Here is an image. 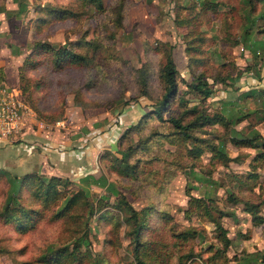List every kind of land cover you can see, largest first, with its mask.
<instances>
[{"label": "rangeland", "instance_id": "obj_1", "mask_svg": "<svg viewBox=\"0 0 264 264\" xmlns=\"http://www.w3.org/2000/svg\"><path fill=\"white\" fill-rule=\"evenodd\" d=\"M17 1L23 9L14 0H0V20L8 23L1 33L2 41L11 37L21 46L9 41L1 48H12L22 60L35 42L51 48L29 55L25 76L10 85L32 110V127L42 124L73 139L106 132L112 119L122 127L99 152L98 171L61 182L57 200L43 207L31 190L22 193L19 202L43 214L22 232L0 218V264H77L69 254L58 263L39 260L53 249L71 250L75 242L84 255L80 264H264V225H253L244 210L245 202L256 205L264 218V148L231 141L264 137V0H102V11L76 0ZM47 7L78 14L40 24L37 10ZM194 35L203 39L187 55L195 71L208 76L213 94L200 100L180 81L185 103L175 98L164 117L181 115L190 122L204 112L220 114L227 123L199 126L184 136L158 121L152 109L170 48L180 77L191 80L183 48ZM60 46L90 61L57 68L51 52ZM213 147L224 155L215 156ZM122 152L133 173L122 171ZM1 179L0 209L10 191V179ZM78 191L74 206L57 215ZM121 196L145 213L140 262L119 209ZM213 219L227 229L226 248Z\"/></svg>", "mask_w": 264, "mask_h": 264}, {"label": "trees", "instance_id": "obj_2", "mask_svg": "<svg viewBox=\"0 0 264 264\" xmlns=\"http://www.w3.org/2000/svg\"><path fill=\"white\" fill-rule=\"evenodd\" d=\"M19 8L21 7L23 9V1H17ZM83 6L85 5H94L97 10L100 9V11L104 10V6L102 5V0H76ZM20 11V10H19ZM37 13L39 15L37 18L40 20V24H45L48 20L51 18L57 21L66 20V19H74L77 17L78 12L73 11L68 8H56V7H47L44 9H38ZM41 13H44L47 15L43 19H41L43 16ZM198 38L203 39V37H199L197 35H194L190 41H188L186 46V54L189 53L190 50L195 51L197 50L196 47L198 43L196 40ZM91 41H87V45H90ZM51 48L49 45L43 42H35L29 55L31 57L45 54L46 52H49ZM53 55V64L57 68H61L65 63H82L83 61H87L86 55L77 53L70 49L69 47L60 46L57 49H55L53 52H51ZM29 55L26 56L21 66L18 69V76L24 77L25 76V69L29 68L30 63L29 61ZM190 60V75L191 80L185 81L180 77V73L175 65V62L172 57L171 48L165 55L164 63L161 66V78L163 81V88L160 94V97L154 101V106L152 109V115L156 117L158 121L161 122H168L172 125L173 128H175L179 133L183 134L184 136H189L191 133V130H194L195 128L199 126H205V125H215V124H225L227 123L226 119L220 115V114H207V113H199L196 116L193 117V119L190 122H185L183 117L180 116H170L165 118L164 113L168 111L169 106L173 102L175 98L178 97L179 102L181 104L185 103L183 96L179 95V82L183 83L186 87V91L193 93V95L196 96V98L200 100H205L212 96L213 89L212 84L208 81V76H206L202 71L196 72L195 68L197 67L196 64H193L191 62L192 57L190 55H187ZM90 61V58L88 57V62ZM237 78H240L237 76ZM3 79L2 73H0V81ZM221 82L226 83L225 79H219ZM234 82L237 81L236 78H234ZM214 81H218V79H213ZM195 108H193L194 110ZM56 121V120H55ZM236 147H251V148H264V137H262L259 133L255 134L253 137H245L240 136L235 139L231 140ZM213 152L215 156L222 157L224 153L220 151V149H216ZM121 165L123 167L122 171H124L126 174L133 173L134 168L129 166L126 161L127 153L122 152L121 153ZM261 158L264 157V155L260 156ZM260 160V158H259ZM120 162V161H119ZM133 168V169H132ZM8 173L5 170H0V182L2 181V177H7ZM10 183V191L7 194L6 198L4 199V203L0 209V218L1 220L8 222L12 221L15 224V229L19 232L22 231H28L30 228H32L35 223L41 219V215L43 214L42 209H35L32 207H27L22 205L19 202V198H21L22 193L24 191L29 192L31 190V194L36 197L38 200H42L44 202L43 207L46 206L47 203L52 202V200H57L58 197V189L57 187L60 185V183H67V178H65V182L63 178L61 177H44L38 174H26L22 176L21 178L17 177H11L9 178ZM78 195H73L68 199V203L62 210H58L57 215H64L69 208H72L74 204L76 203L77 197H79V191L76 193ZM118 204H120L119 209L124 211L125 217L123 218L124 222L130 226V234L131 239L133 243V256L137 260V262L142 261V257L139 254L140 247L142 246L141 236L143 233L144 223L142 221L141 213L145 214L143 210L138 211L135 208L132 207V205L123 197L118 201ZM17 208V209H16ZM257 206L253 204L244 203V210L251 214L253 225H259L264 222V218L261 215H257ZM16 210L20 212V215H16ZM66 211V212H65ZM221 216V215H220ZM212 222L215 224V228L218 231V238L219 241L223 244L224 248L228 247L230 245V239L227 237V229L223 226L222 222H220L219 219L215 221L214 219ZM72 256L74 260L77 262V264H80L82 262V259L84 258L83 254L80 252V243H74L71 250H69V247H61L59 249H53L49 253H44L39 257V260L42 261H52L54 263L59 262V256L61 255H68ZM80 259V260H79ZM79 260V262H78Z\"/></svg>", "mask_w": 264, "mask_h": 264}, {"label": "crops", "instance_id": "obj_3", "mask_svg": "<svg viewBox=\"0 0 264 264\" xmlns=\"http://www.w3.org/2000/svg\"><path fill=\"white\" fill-rule=\"evenodd\" d=\"M7 22L0 20V73L5 83L15 85L18 78V69L22 58L12 52V48H1L12 40L11 37L2 41V26ZM13 46H21L16 40L11 41ZM172 57L176 63L174 50ZM185 64L190 74V60L183 48ZM24 59V58H23ZM112 119L106 132L90 131L83 137L73 139L67 132L58 130L45 131L43 128L29 129L17 142L0 140V170L8 173L7 178H21L26 174H38L44 177H61L74 181H81L98 171V154L105 149V142H110L122 127L120 122L115 124ZM60 123H57L59 125ZM259 225H264V222Z\"/></svg>", "mask_w": 264, "mask_h": 264}, {"label": "built area", "instance_id": "obj_4", "mask_svg": "<svg viewBox=\"0 0 264 264\" xmlns=\"http://www.w3.org/2000/svg\"><path fill=\"white\" fill-rule=\"evenodd\" d=\"M33 113L21 91L0 82V140L17 142L32 127ZM43 125H38L42 128Z\"/></svg>", "mask_w": 264, "mask_h": 264}]
</instances>
